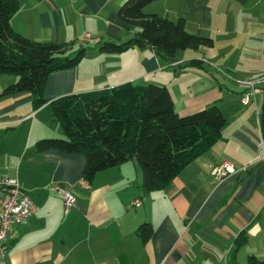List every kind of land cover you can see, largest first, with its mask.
Returning <instances> with one entry per match:
<instances>
[{
  "label": "crops",
  "instance_id": "obj_1",
  "mask_svg": "<svg viewBox=\"0 0 264 264\" xmlns=\"http://www.w3.org/2000/svg\"><path fill=\"white\" fill-rule=\"evenodd\" d=\"M125 1L18 0L11 20L17 33L41 42L71 44L73 51L94 44L77 66L49 75L47 102L39 107L30 91L1 95L18 77L0 74V179L17 176L36 207L7 238L8 263L264 261V159L259 158L263 136L259 104L263 107L264 94L257 96L261 97L257 103H243L244 88L237 80L246 78L232 75L230 63L237 44L253 49L260 38L264 42V0L153 1L145 12L171 20L185 18L189 33L214 40L213 47L182 50L172 58L152 46L122 53L99 51L102 41L124 43L139 31L118 16ZM85 33L91 37L84 41ZM193 59L203 66L189 65ZM125 83L166 85L180 115L216 103L227 118L222 137L163 189L144 191L136 159L99 172L88 185L80 181L86 165L83 154L35 149L39 139L65 136L54 115L55 100ZM250 103L257 114L254 125L244 120V105ZM225 162L236 172L214 178L212 168ZM244 173L247 176L240 180ZM59 188L73 196L69 211ZM135 198L142 199V206L129 208ZM144 222L154 230L146 243L137 231Z\"/></svg>",
  "mask_w": 264,
  "mask_h": 264
},
{
  "label": "trees",
  "instance_id": "obj_2",
  "mask_svg": "<svg viewBox=\"0 0 264 264\" xmlns=\"http://www.w3.org/2000/svg\"><path fill=\"white\" fill-rule=\"evenodd\" d=\"M153 1L126 0L118 16L139 31L124 43L102 41L100 51L122 53L132 47L152 46L172 58L182 50L214 46L212 38L189 33L185 18L171 20L145 12L144 8ZM18 8V0H0V74L18 77L1 95L30 91L39 107L47 102L45 85L49 75L77 66L87 51L85 46L72 51L71 44L41 42L17 33L11 20ZM188 64L203 66L198 59ZM53 106L65 136L39 139L35 144L37 152L56 149L83 154L86 165L82 178L88 185L99 172L136 159L146 193L168 186L183 168L222 137L227 123L216 103L180 115L169 88L155 83H125L68 95L55 100ZM260 122L264 135V105ZM137 231L146 243L154 230L151 223L144 222Z\"/></svg>",
  "mask_w": 264,
  "mask_h": 264
},
{
  "label": "built area",
  "instance_id": "obj_3",
  "mask_svg": "<svg viewBox=\"0 0 264 264\" xmlns=\"http://www.w3.org/2000/svg\"><path fill=\"white\" fill-rule=\"evenodd\" d=\"M85 38H90V34L86 33ZM244 90L242 92V102L248 103L253 100L257 103V96L264 94V78L237 80ZM259 158L264 159V135L260 142ZM236 172L233 164L225 162L215 166L211 170L214 178L221 180L230 174ZM84 181L83 178L80 179ZM59 192L63 197L66 211L72 207L73 196L69 190L59 188ZM141 198H135L130 201L129 208H138L142 206ZM36 207L26 190L23 188L17 176H4L0 179V264H9L7 260V238L13 230L24 223L31 216Z\"/></svg>",
  "mask_w": 264,
  "mask_h": 264
},
{
  "label": "rangeland",
  "instance_id": "obj_4",
  "mask_svg": "<svg viewBox=\"0 0 264 264\" xmlns=\"http://www.w3.org/2000/svg\"><path fill=\"white\" fill-rule=\"evenodd\" d=\"M90 37H91V34H90ZM87 39L89 38H85L84 41ZM93 44L94 43L90 42L89 44L85 45L86 51L89 50L93 46ZM100 46H101V43L98 45L99 51H100ZM231 62H233L231 66L234 67V69L231 70V74L237 78H246V79L264 78V42L260 38L259 41L253 45V49H247L245 46H242L241 44H237L236 47L232 49L230 63ZM228 63L229 62H226V64H224V67L227 66ZM215 66L218 67L219 65L217 64ZM244 107H245L244 110L246 112L245 116L247 115L244 120L248 122L250 125L256 124L257 114H256L254 105L250 103V104L244 105ZM259 109L261 113V110H262L261 104H259ZM250 115L252 116L249 117ZM231 123H235V121H231ZM60 138H63V137H60ZM249 264H264V261L258 262V263H249Z\"/></svg>",
  "mask_w": 264,
  "mask_h": 264
},
{
  "label": "water",
  "instance_id": "obj_5",
  "mask_svg": "<svg viewBox=\"0 0 264 264\" xmlns=\"http://www.w3.org/2000/svg\"><path fill=\"white\" fill-rule=\"evenodd\" d=\"M246 176H247V174L244 173V174L241 176L240 180H243V178L246 177Z\"/></svg>",
  "mask_w": 264,
  "mask_h": 264
}]
</instances>
